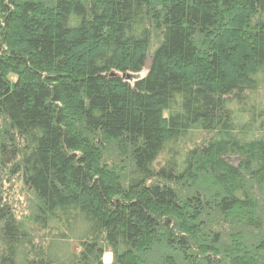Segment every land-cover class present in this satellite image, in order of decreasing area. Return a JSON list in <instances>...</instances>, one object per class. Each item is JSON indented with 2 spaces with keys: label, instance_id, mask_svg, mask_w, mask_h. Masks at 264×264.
Segmentation results:
<instances>
[{
  "label": "trees",
  "instance_id": "trees-1",
  "mask_svg": "<svg viewBox=\"0 0 264 264\" xmlns=\"http://www.w3.org/2000/svg\"><path fill=\"white\" fill-rule=\"evenodd\" d=\"M255 188L264 0H0V264H264Z\"/></svg>",
  "mask_w": 264,
  "mask_h": 264
},
{
  "label": "rangeland",
  "instance_id": "rangeland-1",
  "mask_svg": "<svg viewBox=\"0 0 264 264\" xmlns=\"http://www.w3.org/2000/svg\"><path fill=\"white\" fill-rule=\"evenodd\" d=\"M153 47H155V43L152 44V48ZM145 73H146V70L144 69L139 74L133 75V77H135V78H133V79L130 78L129 79L130 82L132 83L137 77H142ZM189 140L192 142V144L195 145V143H199V141L201 140V135L198 132H193L189 135L188 141ZM188 141L186 139L185 147H188L191 145V143ZM164 159H165V155L160 156L159 162L162 164ZM119 169H121V168L119 167L116 169L117 173L119 172ZM119 173H121V172H119ZM6 179H8V177H6ZM6 179H5V184L3 183L4 184L3 192L5 194L4 196L6 199H8L12 203L13 207L15 208L14 210H15L17 217L22 218L23 216H25L29 213V207L31 206L30 203L32 202V200L30 199V196L28 195L27 191H25L22 188V185H21V183H19L16 176L10 178L9 182H7ZM255 191L257 194L255 193L254 195H255L258 203L261 202L260 205L264 204V189L263 190L261 189V191H260V189L258 190L255 188ZM263 223H264V221H263ZM227 231L229 232V230H227ZM229 233H231V232H229ZM232 235L235 236V232ZM259 239H261V238H259ZM254 240H256V239H254ZM226 241L227 240H223V242L225 244L227 243ZM249 241H252V240L249 239V236H246L244 239V242H249ZM228 243H230V240H228ZM247 244L249 245V243H247ZM239 250H238V252L234 251L235 253L233 252V250H231L230 252H232L234 254H239ZM102 261L104 263H109L110 261H112V255L110 254V252H105L103 254Z\"/></svg>",
  "mask_w": 264,
  "mask_h": 264
},
{
  "label": "water",
  "instance_id": "water-1",
  "mask_svg": "<svg viewBox=\"0 0 264 264\" xmlns=\"http://www.w3.org/2000/svg\"><path fill=\"white\" fill-rule=\"evenodd\" d=\"M130 77V74L126 75V78L128 79Z\"/></svg>",
  "mask_w": 264,
  "mask_h": 264
}]
</instances>
